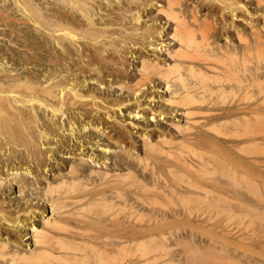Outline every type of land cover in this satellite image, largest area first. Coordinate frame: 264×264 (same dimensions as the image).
Here are the masks:
<instances>
[{
  "label": "bare ground",
  "instance_id": "obj_1",
  "mask_svg": "<svg viewBox=\"0 0 264 264\" xmlns=\"http://www.w3.org/2000/svg\"><path fill=\"white\" fill-rule=\"evenodd\" d=\"M67 1H66V3H67ZM93 1L94 0H82L80 2L82 4H85V5H83V9L85 8L88 11L87 12L84 9L88 13V14H85V11L83 9L80 10L82 12L84 11V14H85V16L83 15V18L85 17V20L82 18V20H84L83 22H81V20L79 19L81 22L80 24L84 23V24H82V26L84 25L83 27L79 28V27H77L78 24L74 23L75 28L73 29L72 25H71L72 29H70L69 27H70V24L72 22L67 23L64 21L65 23H67V26L69 25L68 30L64 28L65 32L70 31L69 32L70 35H69V33L67 34V35H69L68 39L70 38V42H69L70 44L69 45H71V48L75 54L81 55V60H77V61H76V59H74L75 58L74 56H72V58L70 57L72 59L71 62H73L75 64V68L73 67L74 64L72 66L73 69H71V67H70V69H71L69 72L70 76L68 78L69 81L66 82L67 84L64 81H62L61 79H63V77H64V80H65L66 74H68V73H66V74L64 73L65 76H63V74H62L63 77H61V79L59 78L60 80H58V79H55V80L52 79L51 80V78H50V80L48 79L49 81L46 82L45 85L43 84L41 87L42 94H44L45 97H47V99L45 98L46 100L44 99V97H43V99L40 98V96L38 98L37 95H39V94H37L35 96L36 93H34L31 90H26L25 87H24L25 89H23V86L27 83H25V84L23 83V86H22V85H20V84H22L21 83L22 81H20V80H18V82L20 81L19 86H17L18 88H16V87H15V89L10 88L11 90H9V88H8V90H7L6 89L7 87L5 88V86H7V85H5L3 87L4 90L0 89V110L1 111L5 110V111L4 112L0 111V113H1V115H2V113H6L8 108H10L9 102L12 106H14L16 103H21V104L26 103L24 105V106H26L29 103H30V105H32L31 102H33V101L34 102L38 101L39 104L43 105L45 108L46 107L50 108L55 113L56 112L58 113L59 111L61 113H65V112H63L64 110H70L71 115L69 116L68 127H66L68 132L71 135H76L77 133L81 132L80 134H78V137L76 135V137L78 139V138H81L83 136V134H85L84 132L88 133L91 131V130H87V128H90V129L93 128L92 133H90V135H89V136H91V134L94 135L93 137H90V138H93L92 139L93 141H90V139L87 141L91 142L90 144L92 145V147L93 146L96 147L95 149H97V150L99 149V151L100 150L103 151V153H105L106 155L102 156V154H101L102 152L98 153V151L97 152L94 151V152L89 153L87 150L85 152L86 147H84V144H83L84 142L81 143V145L80 144L77 145V148H76V146H75V148L73 146H72L73 148H71V147L68 148L70 150V152L73 149L76 150L79 148V150H80L79 154H82V155L84 154V155H87V157H88V158H86L87 159L85 161L86 163L82 162L80 160H79L80 162H78L76 165L71 163L69 166V169L67 171L68 176H66L67 173L65 175V174H63L64 172L63 173L61 172L63 175L57 174V175H59L58 176L59 182L57 180V182L56 181L54 182L56 184H52L51 183L52 181H51L50 183H48L47 185H44V187H41L40 189H38L39 188L38 186L32 187L34 183L31 184V183H27L29 181H27V182L25 181V183H26V185H25V184H23L24 183L23 178L18 179L16 177V175L12 176L11 174L14 175V173H17V171L15 172L17 167L15 170L13 169L14 171L10 170L9 168H8L9 172H8V170L5 171L6 176L9 174L13 177V179L17 178L18 182L23 180L22 181L23 183H19L20 184L19 185V191L22 192V194L25 193L26 198H27V195H29L30 197L25 199V201H21L20 199L16 200V199H13L11 197H9V199H7V200L5 199L7 197L0 198V264H41V263H44V264H90L88 261L93 260V259H91V257L93 258V256L95 257V259H94L95 264H102L104 261V255L106 256V253L111 255L112 258H110V259L112 260V264H118L119 262L117 263V260H118V255H119L118 253L120 252L119 249H121L122 247H125V246L130 247V245H134V243H135L134 235H137V236L138 235L141 236V235H145V234L148 235L150 232H153V230L160 228L159 226L161 223L159 224L158 227L156 226L157 228L155 226L152 228V225L146 226L147 224L145 225V227H141V226L140 227H138V226L134 227L132 225L130 227V225H129L130 228L126 226L128 229V230H126V232L129 231L128 233L130 234V236L127 233L128 237L125 236L127 238L126 240L120 239L121 230H119V233H120L119 235L117 233L112 234V235H115V236H113L114 238H112V235H111L112 240H110L111 239L110 238L107 241V240H105V238L101 239L100 237H102V236L98 237L102 233L100 230H103L105 228L101 227V224H100L101 222L99 221L100 216L98 215V213H96V215H95V214H91V212H89L90 210H88V209L90 206H92L94 208H95L94 205H96V208H97V205H102V206L106 205V207H108V206L111 207L114 205H118L119 203L122 204V202H123L122 205L124 206V202L126 204L128 202L131 203L133 198L136 201L137 197H134V196L138 195V194L135 193V195H134V193H131V192H133L132 191L133 188H132V190H130L131 189V187H129L130 182L127 180V178H129V177L134 178L135 180L138 181V182H136V184L138 183L140 190H145V191L148 190V188L150 186L145 184V183H142V181L139 180L138 177H136L133 174V171H135L137 168L136 167L137 162H139V163L143 162L145 168L149 167L148 165L151 164L150 168H152L153 171H152V173H148V174H152V177H154V180H156L154 182L159 183V184H156V183L152 184V187L155 190L157 188V191L159 190V192H158L159 195L162 194L163 196H165L167 198H168L169 193H168V191H166V189H165L166 187L164 188V185L167 186V184H166L167 179L164 176L165 172L169 176H174L175 180H176L177 175L179 176V174L181 172H183L184 170L187 171L189 169L187 171L188 173L192 172V174H198L199 171L202 170L203 167H206V166L211 167V165L213 164V162L211 164L212 158L207 159V157H206V159H205L203 156H202L203 158L201 157L202 159L201 158H198V159L195 158L196 155L199 156L198 153L200 152V151L197 152V149L200 150L202 147H205V148L209 147V148L214 149V148H216L215 146L218 145L221 148V150L219 148V151L222 152V146H224L222 144L226 145V143L221 144L222 140L220 142V140H219L220 138L218 137V139H217L215 137V135H210V133L207 134V133L199 132L201 129L198 127L200 129L198 131L196 129V126H197L196 124L200 123L199 122L200 119H202V120L204 119L203 120L204 124L203 123L202 124L206 125L205 127H207L209 125L212 126L215 123L217 125L220 122L224 124L227 122H235V123H237V122L244 123L245 122V123H248L250 121L251 122H253V121H264V108L262 107V106H264V94H263L264 93V67H263L264 65L262 64L263 65L262 68H261V66L260 67L258 66L254 69L252 67H250L253 70L252 69L248 70L249 68H247L248 66L246 63V61L248 60V58H246L248 53L246 51L250 52L248 50L249 49L248 47H251L252 43L250 45L248 44L249 46L246 44L249 42V41L247 42V38H249V37L247 36V38H245L246 36H245V34L242 35V31H241V34L238 32V30L236 31V32H238L237 37H239V36L242 37V38H239V40H243V41L245 38L246 42L245 41L244 42H245L246 46H245V44L243 46H238L236 44L237 45L236 46V45H233L231 43H227L228 40H226V43H223V44L220 42H216V41L214 42L216 34L219 35V32L217 31V30H219V29H217L218 27L216 28V31H215L218 33L214 34L213 30L215 28L213 26L214 24H212L213 20H209L211 13L217 14L214 12L215 11V9H214L215 6H213L214 4H210V3H204L203 4L204 1L198 2V6H200L201 9L203 8L204 5H205L204 9L206 8V5L209 6L206 8L208 11V13H207L208 15L200 13L199 11H201V10L198 9L197 5H195V4L193 6H189L187 10L185 9L186 8L185 7L184 8L185 11H188V13H189V14H187V16H188L187 17V16H184L183 12L178 11L179 7H178V10H176L177 8H175L176 4H178L180 2L179 0H163L164 1L163 3H159V1H157L158 3L157 2L154 3L157 6V8H156L157 13L162 14L166 18V21H169V24H170V21L173 22L171 27H170V25L168 27H165L166 25L164 26L162 24L160 28H154V26H156L155 24L153 25L152 23L151 24L146 23L145 25H143L142 28H140V26L142 24H140L139 22H141V18L143 16V14L140 13V14L135 15L133 12L134 15L131 14L134 16L133 22L135 23V26L138 25L137 23H139L140 26L139 27L137 26V28H135V26L133 25L134 23L132 22L133 23L132 25L134 27L133 28L131 27L132 29H130V27L126 26L127 25V22H126V25H125V27L127 28V30H126V28H123L121 26L124 23V22H122V17L120 16L121 14H123V13H121L123 7L121 9L120 15H119V11H117V10L114 14H112L111 11H108V10H107V12L103 13L104 10L101 9L102 12H100L101 10L97 7H96L97 10L95 12L94 9H92V7L94 8V2ZM101 1L103 2V0H101ZM214 1H217L218 5H220V6H218V8L220 7L219 9L221 10V14L223 16L225 15V13L230 12L233 15V17H231L233 19H235V17H238V14H236L237 11H242V10L248 11L246 3H243L240 0H214ZM257 1L260 3L262 0L261 1L257 0ZM61 2H62V0H61ZM153 2H154V0H153ZM210 2H212V1L210 0ZM107 3H108V1H107ZM109 3H110V1H109ZM123 3L121 6H123ZM143 3L145 4V6L149 4L148 1L147 2L144 1ZM214 3L216 4V2H214ZM76 4H78V3H76ZM95 4H96V2H95ZM126 4H127V2H126ZM151 4L153 5V3L151 2L149 4V7H151L150 6ZM134 5H136V4H134ZM141 5H142V3H141ZM141 5H140V7H141ZM178 5H180V3ZM181 5H180L181 7H184L185 3L183 6V4L181 2ZM72 6H74V5H72ZM131 6H130V8H131ZM76 7L77 6H75V8ZM79 8H80V6H79ZM125 10H126V8H125ZM129 10H131V9H129ZM182 10L183 9H181V11ZM220 10H218V11L220 12ZM49 11H51V10H49ZM91 11H93L94 13H92ZM134 11H136V10H134ZM89 12H91V14H89ZM138 12H140V10ZM138 12H135V13H138ZM180 13H183V15ZM250 13H251V9H250ZM256 13H257V11H256ZM95 14H97V15L99 14L98 17ZM124 14H126V13H124ZM160 14L158 15V17L160 16V18H162ZM111 15L115 19L117 18L118 20H119L118 17H121L120 22H122V23H120L119 21L116 22L115 20L112 21V19H114L112 17L110 18L111 19L110 20L108 18V16L110 17ZM42 16H43V14H42ZM46 16H48V15H46ZM94 16L97 18L94 19ZM208 16H209V18H207ZM225 16H227V15H225ZM43 17H45V16H43ZM105 17H106V19H105ZM158 17H157V19H158ZM211 17H213V16H211ZM42 19H41V21H43ZM48 19H49V17H48ZM48 19L44 18V20H46L45 21L46 23H47ZM51 20H52V18H51ZM77 20L78 19H76V22L78 23L79 20L78 21ZM52 21L55 22L54 20H52ZM52 21H51V23H52ZM123 21H125V20H123ZM166 21H165V23H166ZM48 23H49V21H48ZM50 24H49V26H50ZM53 24L55 25V23H53ZM253 24L250 27H251V29H253V31L255 33V34L254 33L253 34L256 35L255 40L257 41L256 42L254 40L257 43L256 44L254 42V45L256 48H261L264 45L263 44L264 43V37H263L264 34L261 33L263 31H261V32L259 31L260 30L259 28H261V27H259V26L257 27L256 24H254V25ZM54 25H53V27H54ZM100 25H101V27H100ZM232 25L235 26L234 24L231 23V26ZM106 26H109L111 28V30H108V29L106 30L103 28L104 31L101 32L100 31L101 28L106 27ZM226 26L228 27V25H226ZM221 27L222 26L219 27L220 32L223 31L222 29H224V28H225L224 31L226 30V27H224V28L223 27L221 28ZM238 27H239V25H238ZM46 28L48 29L47 26H46ZM55 28H54V30L52 29L53 32L55 31ZM61 28H63V27L60 26V29ZM128 28L130 30H128ZM96 29H97V31H96ZM243 29L245 30V28H243ZM49 30H51V29H49ZM93 30H95L97 33L98 32H101V33L100 34L98 33V35L95 33L96 35H93V32H92ZM131 30L136 31L135 35H138V39H141V40H135V41L132 40L133 41L132 44L137 46L136 44L140 43L143 40V42L141 43V46L151 50L152 54L154 56L153 58H148V59L144 58L142 55L139 56L141 58H140L139 66H136V67H139L138 70L136 71L137 75L136 74L133 75L130 72H127L128 67H125L127 65H124L127 61L124 64H123V62L121 63V61H120V63L123 64L125 68H122V67L118 68L119 67V65H118V67H117L118 69L116 68L117 70L116 71L114 70L115 73L117 74V75L115 74L116 77L123 75L125 78L131 79V81H129L128 84H127V82L115 81V83H117V84H114V85L118 89H120L121 87H125L126 90H128V89L133 90L132 93H131V91L129 93H131L132 95H135V97H133V99H132V97H129V98H122V97L111 98L108 96V94H107L108 92L105 95H101V94L98 95L97 93H95V91H94V93H92L90 91L91 90L90 80L94 79V77H90V76L85 77L84 76V78L81 79V77H80L81 72L85 73V75H86L87 72L90 74H93L92 72L94 71L96 73V77H99V78H101V76L104 77L105 74L110 75L114 72L107 70L108 74H107V72L105 73V67H107V66H105L106 64L104 65L105 67L103 66L104 68H102V69L91 68L90 66L93 62H90L89 59L92 58L94 55L90 54V53H92L93 51H98V50H99L98 52L101 51L103 53L105 51V49L108 50L109 47H107V45L109 43L110 44L113 42L115 43V41H116V43H118V47L121 45H122V47L125 46L126 43H129V41H126L128 39L123 40L122 36H124L123 35L124 33H126V34L131 33L132 32ZM59 31H61L60 33L64 36L65 32L63 31V33H62V30H59ZM122 31H124V33H121ZM245 32H246V30H245ZM132 33L134 34V32H132ZM55 34L56 33L54 32V34H52L51 36H53V35L55 36ZM59 34H57V35H59ZM254 35H252V36L254 37ZM126 37H130V36L126 35L125 38ZM132 37L133 36H131L130 38H132ZM253 37H252V39H253ZM56 39H58V38L56 37ZM66 39H67V37H66ZM68 39H67V41H68ZM118 40L120 42H122L121 45H119ZM129 40H131V39H129ZM167 40H169V41H167ZM248 40H250V39H248ZM243 41H241V42H243ZM62 43H64V42H62ZM57 44H59V43H57ZM110 44H109V46H110ZM242 44L243 43H241V45ZM51 45H53V44H51ZM59 45L61 46V44H59ZM63 45H65V44H63ZM63 45H62V47H63ZM128 45H130V43ZM131 45L127 46V47H132ZM111 47H112V45H111ZM252 47H254V46H252ZM252 47H251V49H252ZM255 47H254V49H255ZM43 48H44V46H43ZM65 48L67 49V47H65ZM93 48L94 49L96 48V50L89 52V50H92ZM115 48H117V47H115ZM262 49H264V47L261 48L260 50H262ZM240 50H241V53H238ZM258 51L259 50H257V52ZM68 52H70V51H68ZM127 52H128V48H127ZM245 53H247V55ZM70 54H73V53L71 52ZM240 54H241V56H240ZM90 55H93V56L90 57ZM237 55L240 56L241 59H239V57H236ZM235 58H238V59H235ZM58 60H59V58L56 61H58ZM63 60H65V57ZM237 60H239V61H237ZM67 61L68 60H66V62ZM46 62H47V60H46ZM78 62L83 65V66L80 65L81 68L76 67V64ZM60 64H61V62H60ZM115 64L117 65V63H115ZM62 65H60V66H62ZM248 65H249V62H248ZM257 65H258V63H257ZM49 66H51V65L49 64ZM84 66L85 67L87 66V67L85 68ZM251 66H253V65H251ZM52 68H54V67H52ZM82 68H84V69H82ZM11 71H9V73ZM16 75H18V74H16ZM57 75L58 74H56L55 76H57ZM4 76H3V78H5ZM10 76H12V78H13L12 74ZM10 76H9V80L11 78ZM21 76H22V74H21ZM53 76L54 75L52 74L51 77H53ZM55 76H54V78H56ZM115 76H113V77L115 78ZM7 77H6V79H8ZM58 77H59V75H58ZM15 78H16V76H15ZM15 78H13V79H15ZM13 79H12V84L15 82L17 83V81H16L17 79H15L14 82H13ZM124 80L125 79L123 78V81ZM23 81H26V80H23ZM156 81H157V88H161V85H163L162 88H165L164 93L167 94V92H169V96L167 98H165L168 94L165 96L162 92L163 90L160 91L158 89L165 96L164 100L161 101V103H159L157 98L159 97V99H161L160 96H163V95H160L156 98L157 95L155 94L156 95L155 96L153 94V92H151L154 89L149 90L150 93L147 91L149 89L150 84H153V87L154 86L156 87ZM101 82L102 81L100 80V83ZM130 82H131V84H129ZM0 84H4V83H0ZM103 85H104V83H103ZM12 86H15V85H12ZM253 86H257L259 88V89L257 88V90H259L258 92H263V93H261V94H263V98L259 99V101H257L256 103L251 104V103H249L251 101H247L246 99L248 97H250L249 95L251 94V91H257V90H254V88L256 89V87H254L253 90L250 91L251 87H253ZM0 87L2 88V86H0ZM9 87H11V85ZM28 87H30V86H28ZM20 88H22V90ZM6 91H8V92H6ZM159 91H158V93H159ZM165 91H167V92H165ZM239 93H240V95H239ZM96 94H97V96H96ZM159 94H161V93H159ZM237 94L239 97L236 96ZM129 96H130V94H129ZM234 97H235V99H234ZM236 97H237V99H236ZM255 97H256V95H255ZM49 101H51L52 103H50ZM3 102L6 104V106H5L6 109H4V107L3 108L1 107V106H3L2 105ZM27 102H28V104H27ZM55 103L57 104V106ZM202 103H205V105L204 104L202 105ZM52 104H54V105H52ZM216 104L219 105V106H217V108L214 106ZM7 106H8V108H7ZM15 106H17V105H15ZM17 107H19V106H17ZM17 107H14L15 110L13 109V107L11 108L13 110V112L14 111L16 112V109H18ZM124 108L126 111H128L127 113H128L129 118H131V119L136 118V120L140 119V121L144 122L142 125H139V127H138V128H140V127L142 128V132H140L141 134L139 133V136H141V138H138L137 136L134 137V135H133L138 131H136V132L132 131L131 132V130L127 129L126 119L118 118L119 113L122 114ZM132 108H134V110H131ZM11 109L8 111H11ZM20 110H17V113H19V115L21 117L20 118L18 116V118L20 120H23L25 122L27 120V122L29 124H30V122H33L35 125H36L35 122L37 120L38 121L40 120V119H36L35 122L34 121L29 122L28 118L24 114V111L21 110L23 112V113H21V112H19ZM34 110H35V108H34ZM25 111H27V110H25ZM29 113H28V115H29ZM68 113H69V111H68ZM32 114H31V118H32ZM36 114H38V113H36ZM52 114H51V116L50 115L49 116L52 117ZM1 115H0V118H1ZM63 115H65V114H63ZM177 115H179L180 118ZM14 116L16 117V113L13 114V117ZM171 116L174 119L173 121L171 120L172 122H169L167 125H164L162 123L164 126L160 123L161 122L160 120H164V119H166V117H167V119L169 117L171 118ZM176 116H177V118H176ZM5 117H6V115H5ZM8 117H6V120ZM66 117H64V118H66ZM11 118H10V120H12ZM36 118H38V117H36ZM41 118H43V117H41ZM77 118L83 119V120H81V122L78 121V122H80V125H77V123H76ZM181 118L183 120H185L184 123H181V120H180ZM16 119H15V121H17ZM175 119H176V121H175ZM2 120L0 119V121H2ZM6 120H5V122H6ZM20 120H18V122H20ZM41 120L43 122V119H41ZM91 120H93L94 122ZM15 121L13 120V124ZM42 122H41V124H42ZM64 122H66V121H64ZM110 122L112 124H111V126L109 125L108 127H110L109 132H112V134H110L109 132L107 133V131H105V128H108V127L104 126L106 123H110ZM151 122H154L155 126L151 127ZM254 123H256V122H254ZM259 123H262V122H259ZM34 124H32V125L34 126ZM101 124H104V125L100 126ZM130 124H131V121H130ZM138 124H139V122H138ZM232 124H234V123H232ZM56 125L58 126L59 124H55L53 121L51 122L49 120L47 122L45 121L44 124H42V129L36 130L37 135L40 137V138L39 137L38 138L41 140V141H39L40 146H41L40 149L43 148L42 146L45 144V142H46V144L49 143V145H50L49 140L53 139L55 137V135H57L56 130L58 131L59 127H57ZM90 125H94V126L88 127ZM36 126H34V127H36ZM245 126H243V127H245ZM17 127H19V126H17ZM62 128H64V127H62ZM0 129H1V125H0ZM15 129H17V128H15ZM23 130H26V129H22V131ZM244 130H243V133H245ZM8 131H10V130H8ZM22 131H20V132H22ZM33 131L35 132V128H34V130H32V132H29V133H33ZM94 131H95V133H94ZM206 131H204V132H206ZM9 134L12 136L11 132H9ZM14 134L15 133H13V138H14ZM241 134L242 133H240V135ZM23 135H25V134H23ZM99 135L101 138H97V137H99ZM105 135H108L110 140H111V138H114V136L119 137V139H120V137H121V139H128V142L130 140H132V142L130 141L131 145H132L131 147L132 148L134 147V149H137V150H141V151L143 150L144 155L141 156L138 151L133 152L132 150L130 151L129 147H128V149H126L127 147H125V148H123L122 152H125L124 154H126V155H124V154L122 155L121 152H120V154H118L119 151H117V153L115 154V155H117V160L115 163H113L115 167H111L113 165L110 164L111 162H109V163L107 162L108 161L107 159L109 158V157H107L108 156L107 154H109L110 152H113V151H111L113 149L110 146L111 144H108V143L103 144L101 142L102 136L105 137ZM136 135H137V133H136ZM1 136H4V135H1ZM6 136H7V134H6ZM6 136H5V138H6ZM254 136H256V134ZM58 137H59V134H58ZM58 137L56 136V139H55L56 141H58ZM62 137H63V135H62ZM88 137H86V138H88ZM104 137H103V140L106 139ZM5 138H3V139H5ZM11 138H9V139H11ZM81 139H80V141H81ZM115 139H116V141L114 139H112V140L115 142H117L119 140V139L117 140V138H115ZM11 140H13V139H11ZM14 140H16V139L14 138ZM55 140H53V142H55ZM110 140L108 142H110ZM250 140H252V139H250ZM37 141L38 140H36V143H37ZM63 141H65V140L62 139V142ZM119 141H118V143H121ZM245 141H247V140H245ZM8 142H10V141H8ZM39 142H38V145H39ZM105 142H107V139H106V141H104V143ZM243 142H244V140H243ZM251 142H253V141H251ZM118 143H116V144H118ZM253 143L257 144L256 141ZM68 144H70V143H67V144L65 143V145H67V146H68ZM1 145H0V147H3ZM4 145H5V143H4ZM9 145H10V143H9ZM16 145L18 146V144H16ZM88 145H89V143H88ZM129 145H130V143H129ZM220 145H222V146H220ZM240 145L242 146V144H240ZM52 146H49L48 148H54L55 147V145H54V147H52ZM184 146H186V147L189 146V149L193 147L191 150H192V154L194 156H192V154L189 156V154H186V153H185L186 154L185 155L183 153V150H184L183 147ZM81 147H83V148H81ZM146 147L149 148V151L150 150L151 151L149 152L148 149H146ZM244 147H245V145H244ZM44 148H45V146H44ZM48 148H47V150H49ZM57 148H59V147H57ZM116 148H114V149H116ZM226 148H228V147H226ZM124 149H125V151H124ZM230 149L231 148L226 149L227 151L225 150V152H229L228 150H230ZM238 149H239L238 151H240L239 146H238ZM204 150H206V149H204ZM215 150H218V148ZM215 150H212V151H215ZM244 150H245V148H244ZM244 150H243V153H244ZM31 151H32V149H31ZM43 151H45V150H43ZM153 151L154 152L156 151L155 153L158 154V155H156V159L154 158L153 155H151V152L154 153ZM187 151L190 152L189 150H187ZM209 151H210V149H209ZM172 152L173 153L177 152L178 155H176V153H175V155H173ZM27 153H29V152H27ZM45 153H47V152H45ZM74 153H75V151H74ZM162 153L163 154L165 153V154L163 155ZM214 153H211V155H209L210 153H208V155L212 156V154H214ZM32 155H34V153L31 154V157H33ZM201 155H202V153H201ZM109 156H110V154H109ZM198 156H196V157H198ZM8 157H9V155H8ZM217 157H219V156H217ZM27 158L29 159V157H27ZM27 158H26V160H27ZM151 158H154V161L152 162L153 164L149 163ZM199 159H201V160H199ZM214 159H216V158H213L212 160H214ZM135 160H137L136 163H135ZM90 162H94V163H96V165H97V163H100L101 168H102L103 163L107 164L109 167L107 166L108 168H105V169H103V168L102 169L101 168H99V169L95 168L94 169L93 167L92 168L89 167L91 165ZM219 162H220V160H219ZM41 163H39V164H41ZM215 163L216 162L214 160V164ZM12 164H13V162H12ZM42 164H44V163H42ZM155 166L157 167V169L160 167L161 171L160 170H158V171L154 170L153 168H155ZM212 167H213V165H212ZM88 168H89V170H87ZM24 169H27V172H28L27 167H25ZM210 169H212V168H210ZM143 170L146 171L145 169H143ZM204 170H205V168H204ZM150 171H151V169H150ZM189 171H191V172H189ZM186 173H185V176H186ZM205 173H207V172H205ZM137 174H138V172H137ZM140 175H142L143 177L146 178L147 172L145 173V175L142 174V172H141ZM180 175L185 177L183 174H180ZM188 176L190 177L191 175H188ZM143 177H142V179L145 180ZM152 177H149L150 181L152 180ZM190 178H192V177H190ZM163 179L165 180L164 182L161 181ZM182 179H184V178H182ZM208 179H209V177H208ZM147 180H148V178H146V181ZM168 180H169V178H168ZM130 181H133V179H131ZM177 181H179V180H177ZM181 181H179V182L181 183ZM192 181H194V180H192ZM133 182H131L130 185L134 184ZM186 182L190 186H193L192 187L193 189L194 188L196 189L199 187V185L197 186V184L196 183L194 184V182H189V181L185 180V183ZM2 183H3V181H2ZM162 183H164V184L162 185ZM172 184H173V182H172ZM168 185H169V183H168ZM59 187H62L61 190L58 189ZM133 187H134V185H133ZM175 187H177V186H175ZM173 188L171 191H173ZM210 188H213V186L209 187V185H208L207 187L206 186L201 187L199 189H202L203 192H199V193H197V195H195L196 193H194V192H196L197 190L195 191L189 187L191 192L193 190L194 196H196V198H199V199H204V198L210 199L212 197V195L210 194L211 193ZM135 189H137L136 186H135ZM129 190L131 191L130 193H129ZM174 190H175V188H174ZM179 190H180V188H179ZM185 190H187V189H185ZM145 191H144V193H145ZM54 192H57V193L54 194ZM174 192L172 195L175 194V196H176L177 194ZM191 192H190V195H191ZM144 193H143V196H144ZM148 193H150L149 190H148ZM151 193H153V192H151ZM167 193H168V195H167ZM181 194H179V196H180L179 198H182V199H187V197L189 196V194H188V196H186L185 194L182 196ZM3 195H4V193H3ZM209 195H211V197ZM163 196H161V198H165ZM37 197H40V199L37 200L38 201L37 203L36 202L33 203L34 199H36ZM42 197L44 198L45 201L41 199ZM146 197L149 198L150 196H146ZM177 197H178V195H177ZM189 197L191 198L192 196H189ZM214 197H212V198H214ZM138 198H140V196H138ZM150 198H152V197H150ZM169 198H170V196H169ZM153 199H157V198H153ZM192 199H193V197H192ZM40 201H43V202L48 201L50 203L49 204L50 211H51L50 215L45 214L44 209L41 210L40 207H43L42 204H44V203L41 202V205H42L41 206ZM135 201H133V203ZM87 207H88V209L86 210ZM131 207H133V205ZM104 208H105V206H104ZM104 208H102V210ZM119 208H120V206L118 207V209ZM116 209H117V207H116ZM95 210H97V209H95ZM86 211H88L89 214H88V212L86 213ZM91 211L93 212L94 210H91ZM103 211H102V213H104ZM105 211H107V210H105ZM109 212H111V211H109ZM131 213H133V212H131ZM115 214H116V212H115ZM110 217H111V215H110ZM130 217H132V216H130ZM112 218L114 219V217H112ZM103 219H104V216H103ZM113 219H111V220H113ZM101 220H102V218H101ZM115 220H116V218H115ZM113 224H114V220L112 222V225ZM128 224H129V222H128ZM107 225H108L107 223H106V225L104 224V227H106ZM109 225L111 226V223ZM142 226H143V224H142ZM94 227H98V228L95 229ZM93 228L95 230L98 229L97 232H99V233L101 232L100 234L98 233V236L93 235L95 238H92V236L89 235L91 233L90 231L91 230L93 231ZM160 229H162V228H160ZM113 232H116V230H113ZM109 233L111 234V232H109ZM122 236L124 237V235H122ZM89 259H91V260H89Z\"/></svg>",
  "mask_w": 264,
  "mask_h": 264
},
{
  "label": "rangeland",
  "instance_id": "obj_2",
  "mask_svg": "<svg viewBox=\"0 0 264 264\" xmlns=\"http://www.w3.org/2000/svg\"><path fill=\"white\" fill-rule=\"evenodd\" d=\"M66 1L67 0H62V2H61V0H58V1L57 0H0V64H1L0 65V69L2 70V71L0 70V72H1L0 73V83H4V84H0V86H2V88L5 85H7V86H5V88L7 87L6 88L7 90H8V88H9V90L15 89V87L18 88L17 86H19V84H20L19 82L22 81L21 82L22 84H20L22 86H23V83L24 84L27 83V84H25L23 86V89L26 88V90L33 91L34 93H36L35 96L37 94H39V95H37L38 98L40 96V98H42V99H43V97H44V99L45 98L47 99V97H45V95L42 94L41 87H42L43 84L45 85L46 82H48L50 80V78H51V80L52 79L53 80H55V79L60 80L61 77L65 76L64 73L65 74L68 73V74H66V78H65L66 81L64 80V77L61 80L64 81L65 83L67 81H69V79H68L69 76H70L69 72H70L71 69H73V67L75 68V64L73 62H71L72 61L71 58H72V56H74L75 57L74 59H76V61L77 60H81V55L80 54L77 55V54H75L73 52V50L71 48V45H69L70 44L69 43L70 42V38L68 39V37L70 35V33H69L70 31L69 32H65V29H67V30L69 28L70 29H72V28L74 29L75 28L74 27V23L78 24V26L77 25L76 26L79 27V28L83 27L84 25L82 26V24H84V23H82V24H80V23L85 20V17L83 18V15L85 16V14H88L87 13L88 11L85 8L84 9L87 12L83 9V5H85V4L80 3L82 0H80V1L79 0H75V1L74 0H68L67 3H66ZM107 1H108V3H107ZM109 1H110L111 4L109 3ZM138 1L139 0H134V1L133 0H112V1L111 0H103V2H102L101 0H94L93 1L94 2V8L92 7V9H94L95 12H96L97 8H99L100 10L101 9L104 10L103 13L107 12V10L111 11L112 14H114L116 12V10L119 11V15L121 13H123V14L120 15L122 17V22H124L123 25H121L123 28H126L125 25H126V22H127L126 26H128V27H130V29H132L135 26V23L133 22L134 21V16L133 15L134 14L137 15V14H140V13L143 14V16L141 15L142 16L141 22H139L142 25L140 26L139 23H137L138 25H136L135 28H137V26L138 27L140 26V28H142L143 25H145L146 23L147 24L148 23L149 24L152 23L153 25L155 24L156 26H154V28H160L162 24L164 26L166 25L165 27H168L169 25L171 27L173 22L170 21V24H169V21H166V18L162 14L157 13V9H156L157 6H156V4H154L157 1H159V3H163L164 2L163 0H154V2H153V0H140L139 2ZM144 1L145 2L148 1L149 4L152 2L154 6L152 4L150 5L152 8L149 7V4L145 6V4L143 3ZM179 1H180L179 2L180 5H181V2H182L183 6H184V3H185V6L181 7L182 5L181 6L178 5L179 4L178 3V4H176L177 7L175 6V8H177L176 10H178V7H179L178 11L179 12H183L184 16H187V14H189L188 11H185V9L187 10L189 6H193L194 4L197 5L198 9L201 10V11H199L200 13L208 15L207 14L208 11H207L206 8L209 7V6L206 5V8L204 9V6H205L204 5L203 8L201 9L200 6H198V2L199 1L200 2L204 1L203 4L204 3L214 4L213 5V6H215V8H214L215 11L214 12L217 13L218 15L214 14V13L212 14L210 12L211 13L210 14V18H209V16L207 17V18H209V20H213L212 24H214L213 26L215 28V29L213 28L214 29L213 30L214 34L219 32V35L216 34L217 37L215 36V39L213 38L214 42L216 41V42H220V43L223 44V43H226V40H228L227 43H231L233 45L237 44L238 46H243L245 44V42H246L245 38H247V36H248L249 38H247V42L248 41L249 42L246 43V44L250 45L252 43L251 45L255 47L254 42L256 41L255 40L256 35H254L255 34L254 31L250 27L253 23L256 24L257 27L258 26L261 27V28H259L260 29L259 31L260 32L263 31L261 33L264 34V0H262V1L260 0L261 1L260 3L257 0H240L243 3H246L248 11H243V10L242 11H237L236 14H238V17L234 16L235 19L231 18V17H233V15L230 12H229L230 14L229 13H225V15H227V16L224 15L225 16L224 17L221 14V10L219 9L220 7L218 8V6H220V5H218V2L214 1V0H211L212 2H210V0H206V1L205 0H179ZM95 2H96V4H95ZM126 2H127V4H126ZM214 2H216V4ZM76 3H78V4H76ZM122 3H123V6H121ZM141 3H142L143 6L141 5ZM134 4H136V5H134ZM72 5H74V6H72ZM140 5H141L142 8L140 7ZM75 6H77L78 8L77 7L75 8ZM79 6H80V8H79ZM130 6H131V8H130ZM122 7H123V9H122ZM125 8H126V10H125ZM81 9H83L85 11V14H84V11L83 12L80 11ZM121 9H122V12H121ZM129 9H131V10H129ZM181 9H183V10L181 11ZM250 9H251V13H250ZM49 10H51V11H49ZM102 10L100 12H102ZM134 10H136V11H134ZM139 10H140V12H138ZM218 10H220V12ZM256 11H257V13H256ZM91 12L94 13L93 11H91ZM91 12H89V14H91ZM133 12H134V14H133ZM135 12H138V13H135ZM124 13H126V14H124ZM183 13H180V14L183 15ZM42 14L45 17H43ZM131 14H133V15H131ZM159 14L161 15V17L163 19L160 18V16L158 17ZM46 15H48V16H46ZM95 15L98 17L99 14L98 15L95 14ZM211 16H213V17H211ZM48 17H49V19H48ZM97 17L94 16V19H96ZM111 17L114 18L112 15L110 17L108 16L109 19ZM121 17H118L119 20L117 18L116 19L114 18V19H112V21L115 20L116 22L117 21L120 22L121 21V19H120ZM157 17H158V19H157ZM44 18L48 19L47 23L45 22L46 20H44ZM51 18L55 22H53L51 20ZM82 18L84 20H82ZM41 19L46 24L43 21H41ZM76 19H78V20L80 19L81 22L79 20V22L77 23ZM105 19H106V17H105ZM123 20H125V21H123ZM48 21H49V23H48ZM51 21H52V23H51ZM64 21L67 22V23L72 22L70 24V27H69V25L67 26V23H65ZM165 21H166V23H165ZM122 22H120V23H122ZM230 22L232 24H234L235 26H233V25L231 26ZM53 23H55V25L56 24L57 25L55 26ZM49 24H50V26H49ZM225 24L228 25V27ZM53 25H54V27H53ZM71 25H72V28H71ZM238 25H239V27H238ZM46 26L48 27V29L46 28ZM60 26L63 27V28L60 29ZM220 26H222L223 28L226 27L227 31L226 30L224 31V29H225L224 28V29H222L223 31L220 32L219 31L220 30V28H219ZM241 26L243 28H245V30H246V32L248 34L245 32V30ZM100 27H101V25H100ZM106 27H102L100 31L101 32L104 31L103 28L106 29V30L107 29L111 30V28L109 26H106ZM54 28H55L54 32L56 34H55V36L54 35L51 36L52 34H54V32H53ZM216 28L219 29V30H217L218 32H215ZM49 29H51V30H49ZM130 29L128 28V30H130ZM59 30H62V33H63V31L65 32L64 36L60 33L61 31H59ZM126 30H127V28H126ZM237 30H238V32L240 34H241V31H242V35L245 34V36H246V37L244 36L245 37L244 38L245 42L243 40H239V38H242V37H240V36L237 37V33H238V32H236ZM96 31H97V29H96ZM96 31L95 30L92 31L93 35H96V34L98 35V33L99 34L101 33V32L97 33ZM132 32H134V34ZM132 32H131L132 34L131 33L126 34V33H124V31L121 32V33H124L123 34L124 36H122L123 40L128 39L126 41H129L130 45L133 43L132 40H134V41L135 40H141V39H138V35H135L136 31H132ZM68 33H69V35H67ZM57 34H59V35H57ZM125 34L127 36H130V37L133 36L132 37L133 39L130 38V37H126L125 38V36H126ZM252 35H254V37ZM56 37L58 39H56ZM66 37H67L68 41H67ZM252 37H253V39H252ZM263 37H264V35H263ZM129 39H131V40H129ZM248 39H250V40H248ZM167 41H169V40H167ZM241 41H243V42H241ZM62 42H64V43H62ZM142 42H143V40L140 43L136 44L137 46L132 44L131 45L132 47H127V46H130V45H128L129 43H126V45L122 47V45H121L122 42L119 41V45H121V46L118 47V43H116V41H115V43L114 42L111 43V44L109 43L110 46H109V44L107 45V47H109L108 50L105 49V51L103 53L101 51L98 52L99 50L98 51H93V50H96V48L95 49L93 48L92 50H89V52L93 51L90 54L94 55V56L90 55V57L93 56L92 57L93 59L90 58V57H89L90 59L88 58L90 60V62H93L91 64V66H90L91 68H100V69H102L105 66H107V67H105V73L107 72V70L114 72V73H112L110 75L107 72L108 75L105 74L104 77L101 76V78L96 77V73L94 71L92 72L94 75L87 72L88 73V74L86 73L87 76L85 75V73L81 72L80 73L81 79L84 78V76L85 77H88V76L94 77V79L90 80V85H91L90 86L91 87L90 91L92 93H94V91H95V93H97L98 95L99 94L105 95L108 92L107 94L111 98H116V97L129 98V97H132V99H133V97H135V95L131 94L133 92V90H131V89L129 90L128 89L129 90L128 91V90H126L125 87H121L122 89L121 88L118 89L114 85V84H117V83H115V81L127 82V84H128V82L131 81V79L125 78L123 75L116 77L115 76V74H116L115 71L118 68H121V67L122 68L128 67V69H127L128 71L127 72H130L133 75L134 74L137 75L136 71L138 70L139 67H136V66H139L140 58H141L139 56L142 55L146 59L154 57L151 50L141 46ZM57 43L61 44V46L59 44H57ZM241 43H243V44L241 45ZM51 44H53V45H51ZM63 44H65V45H63ZM246 44H245V46H246ZM62 45H63V47H62ZM111 45H112V47H111ZM43 46H44V48H43ZM65 47H67V49ZM115 47H117V48H115ZM251 47H248L249 48L248 50L250 52L252 50L253 51L251 53L246 51L248 53V55H247V53H245L247 55L246 58H248V60L246 61L247 66H248L247 68H249L248 70H251L252 68L254 69V68L258 67V66L259 67L261 66V68H262V66L264 65V51H263L264 49H262V50H260V49L263 48L264 45L261 48H256L255 47V49H254V47H252V49H251ZM127 48H128V52H127ZM257 50H259V51L257 52ZM68 51H70V52H68ZM71 52L73 54H70ZM238 53H241V50ZM238 55L236 57H239V59H241L240 58L241 54H240V56H238ZM64 57H65V60H63ZM58 58H59V60L56 61ZM235 59H238V58H235ZM46 60H47V62H46ZM66 60H68V61L66 62ZM120 61H121V63L123 62V64L127 61L124 64V65H127V66L124 67V65L121 64ZM237 61H239V60H237ZM60 62H61V64H60ZM79 62L77 63L78 65L76 64V67L81 68L80 65H82V64L79 63ZM248 62H249L250 66L248 65ZM115 63H117V65ZM257 63H258V65H257ZM49 64L51 66H49ZM73 64H74V66H73ZM60 65H62V66H60ZM118 65H119V67H118ZM251 65H253V66H251ZM52 67H54V68H52ZM70 67H71V69H70ZM250 67H252V68H250ZM82 69H84V68H82ZM9 71H11L10 73L13 75V78H15V76H16V78H15V79H17L16 80L17 83L15 82L16 84L15 83L12 84V79L13 78H12V76H10L11 74L9 73ZM55 73L58 74L59 77H58V75L55 76L56 75ZM16 74H18V75H16ZM21 74H22V76H21ZM52 74L56 78H54V76L51 77ZM62 74H63V76H62ZM2 75L3 76L5 75L4 76L5 78H3ZM112 75L115 76V78ZM9 76L11 77L10 80H9ZM6 77L8 79H6ZM123 78L125 79L124 81H123ZM15 79H13V82H14ZM18 80H20V81L18 82ZM23 80H26V81H23ZM100 80L104 83V85H103L102 82L100 83ZM129 84H131V82ZM10 85H11V87H9ZM12 85H15V86H12ZM150 85H149V89L147 91L149 92V90H153L154 89L151 92H153L154 95L155 94L157 95V96L155 95L156 98L158 96H160V95L164 94L166 96L168 94L166 97L164 95L160 96L161 99H159V97H158L157 99H158L159 103H161V101L164 100V97L167 98L169 96V92L165 91V92H167V94L164 93L165 88H162L163 85H161V88H157V81H156V87L154 86L155 88L153 87V84H150ZM28 86H30V87H28ZM254 87H256V89ZM2 88L0 87L1 90H4V88L3 89ZM253 88H254V90H257L258 87L257 86H253V87H251L250 91L253 90ZM20 89L22 90V88H20ZM158 89L160 91L163 90L162 91L163 94ZM130 91H131V93H129ZM158 91L161 94H159ZM258 91L259 90L251 91V94L249 95L251 98L248 97L246 100L247 101H251L249 103L253 104V103H256L257 101H259V99H262L264 93L263 92H258ZM6 92H8V91H6ZM261 93H263V94H261ZM97 94H96V96H97ZM129 94H130V96H129ZM239 95H240V93H239ZM255 95H256V97H255ZM236 96L239 97L238 94ZM237 97H236V99H237ZM234 99H235V97H234ZM37 102L38 101L31 102L32 105H30V103L28 104V102H27V104H28V105H26L27 107L24 106L26 103H22V104L21 103H16L15 105L19 106L20 108L15 106V105L12 106L10 104V102H9L10 108H8V106H7L8 110H10L12 107L15 110L14 107H17L18 109H16V112L15 111L13 112V110L11 109V111L7 110L9 113L7 111H6V113H2V115L0 113V115H1L0 119L1 120L3 119L2 121H0V123L2 122L0 124L1 125V129H0V132H1L0 133V145L2 144L1 146H3V147H0V178H1L0 179V182H1L0 183L1 184L0 185V198L7 197V198H5L7 200V199H9V197H11V198L16 199V200L20 199L21 201H25V199L29 198L30 196L27 195V198H26L25 193L22 194V192L19 191V185H20L19 183H23L22 182L23 180H24L23 184L26 185L25 181L26 182L29 181L27 183H31V184L34 183L32 187L38 186L39 187L38 189H40L41 187H44V185H47L51 181H52L51 182L52 184H56L54 182L55 181L57 182V180L59 179L58 178L59 175H57V174H61V175L65 174L66 175V173H67L66 176H68V172L67 171H68L69 166H70L71 163L76 165L80 161L85 162L87 160L86 158H88L87 155L79 154L80 153L79 148L76 149V150L73 149L72 150L73 152L72 151L70 152V150L68 149L70 147L71 148H73V147L75 148V146H76V148H77V145H79V144L81 145V143L84 142L83 143L84 147H86L85 152L87 150H88L89 153L90 152H94V151L95 152L98 151V153L102 152L101 153L102 156L106 155L105 153H103V151H101V150L99 151V149L98 150L95 149L96 147H94V146L92 147V145L90 144L91 142L87 141L89 139H90V141H93L92 140L93 138H90V137H93L94 135L91 134V136H89L90 133H92L93 128H91V129L87 128V130H91V131L88 132V133L84 132L85 134H83L82 137L80 136L82 139L81 138L77 139L78 134H80L81 132L76 134L77 137H76V135H71L68 132L66 127H68L69 116L71 115L70 110H64L63 112H65V113H61L60 111H59L60 113L59 112L55 113L50 108L46 107L47 108L46 109L43 105H41V104H39V102L38 103ZM49 102L52 103L51 101H49ZM203 104L205 105V103H202V105ZM2 105L3 106H1V107L2 108L4 107V109H6L5 108L6 104L4 102H3ZM52 105H54V104H52ZM56 106H57V104H56ZM214 106L217 108V106H219V105L216 104ZM262 107L264 108V106H262ZM34 108H35V110H34ZM20 109L24 111V114L28 118L29 122L30 121H34L35 122L36 119H40V120L43 119V122H42V120L41 121L39 120L40 122L38 120L35 122L36 125L37 126L39 125L41 128L39 126H38L39 127L38 128L33 122H30V124H29L26 119H25L26 122L23 121V120H20L18 118V116L20 117V115H19V113H17V110H20ZM21 110L19 112L23 113ZM25 110H27L28 112L25 111ZM131 110H134V108H132ZM68 111H69V113H68ZM51 112L52 113L54 112V113L52 114ZM127 112L128 111H126L125 108H124L122 114L119 113L118 118L126 119L127 129L131 130V132L132 131H134V132L138 131V132H136L137 135H136V133L133 134V135H134V137L137 136L138 138H141V136H139V133L142 132V128L141 127L138 128V127H139V125H142L144 122L140 121V119L136 120V118H134V119L133 118L132 119L129 118ZM15 113H16V117L14 116L15 117L14 118L13 114H15ZM28 113H29V115H28ZM36 113H38V114H36ZM4 114L6 115V117L9 116L7 118L8 121L6 120V117H5ZM31 114H32V118H31ZM51 114H52V117H50ZM63 114H65L67 117L65 115H63ZM63 116L66 117V118H64ZM177 116H179V115H177ZM177 116H176V118H177ZM36 117H38V118H36ZM41 117H43V118H41ZM10 118L12 120H10ZM179 118H180V116H179ZM15 119L17 121H15ZM5 120H6V122H5ZM13 120L15 121L14 124H13ZM18 120H20V122H18ZM49 120L51 122L53 121L55 124H59L58 126L57 125L56 126L59 127L60 129L58 128V131L56 130L57 135H55L54 138L52 137L53 139L50 138L52 140V141L49 140L50 141V145H49V143L46 144V142L44 141L45 144L42 147L44 148V146H45V148L44 149L43 148L40 149L41 146H40V142L39 141H41V140L39 139L40 137L37 135V133H36L37 131L36 130L42 129V124H44L45 121L47 122ZM81 120H83V119L82 118H77L76 119L77 125H80ZM129 120L131 121V124H130ZM171 120L172 121L174 120L172 118V116H171V118L169 117L168 119L166 117V119L160 120L161 121L160 123L161 124L163 123L164 125H167L169 122H172ZM180 120H181V123L185 122V120H183L182 118ZM203 120L202 119L199 120L200 123L196 124L197 125L196 129L198 131L201 129L199 131L201 133H207V134L210 133V135H215V137L217 139L219 137L220 138L219 139L220 142L222 140L221 144L222 143H226V145L222 144L224 146L220 145V146H222V152L219 151L220 147L218 145H217L218 147L215 146L216 148H214V149L213 148H209V147H206V148L202 147L203 149L201 148L200 150L197 149V152L200 151L198 153L199 156L202 153V155L200 157L198 155H196L198 157L195 156V158H197V159L201 158L202 156L205 159H206V157H207V159L216 158V159H214L215 162H216L215 164H214V160L211 159V164L213 162L212 165H213L214 168L210 164L211 167L210 166L203 167L202 170H200L198 174H192L191 171H189L191 173H188L187 171L189 169L187 171L184 170L180 174H183L185 176V173L187 172L186 176L183 177V176H181L179 174V176L177 175L176 180H175L174 176H169L165 172L166 175L164 174V176H165V178L167 180L165 178L164 179L166 180L167 186L164 185V188L166 187L165 189L169 193V195L167 193V195H168V198H167V197L163 196L162 194L159 195L158 194L159 190L157 191V188L155 190L152 187V184H154V183L159 184V183L154 182L156 180H154V177H152V174H148V173H152V171H153L152 168H150L151 164H149L148 165L149 167H146L147 168L146 169L144 167V163L143 162H141L142 163L141 164V163L137 162V160H135V163L137 162L136 170L139 168L138 169L139 171L135 170V171H133V174L136 177H138V179L141 180L142 183H145V184L150 186V187L148 186L149 187L148 190H149L150 193H148V190H146V191L145 190H140V187H139L138 183L136 184V182H138V181L135 180L134 178L129 177V178H127V180L130 182V184H131V182L134 181L133 182L134 184H132V185L129 184V187H131L130 190H132V188H133V190H132L133 192H131L129 190V193L130 192L134 193V195H135V193L138 194V195L134 196V197H137L136 201L133 198L131 203L130 202L127 203L128 205L124 202V206L122 205L123 204V202H122V204L119 203L118 205H114V206H111V207L110 206L106 207V205H104L105 206V208H104V206H102V205H97V208H96V205H94L95 208L92 207V206H90V207L88 206L89 209H88V207L86 208V210L87 209L90 210L89 212H91V214H95L96 215V213H98V215L100 216V217L98 216L100 218V220L99 219L98 220L101 222L100 223L101 227L105 228L103 230L99 229L102 232V233L100 232L101 233L100 234L99 232H97L98 229L95 230L98 227H94L95 229L93 228V231L92 230L90 231L92 234L89 232L90 233L89 235L92 236V238H95L93 235H97L98 236V233H99L100 235L98 237L102 236L103 238L102 237H100V238L101 239L105 238V240H107V241H108V239L111 238L112 234H116V233L118 235L121 233L120 234L121 235L120 239L126 240L127 238L125 236H127L129 234L128 233L129 231L126 232V230H128L127 227H129V225H130V227H131V225L134 226V227L135 226L136 227L137 226L138 227H140V226L141 227H145V225L147 224L146 226L152 225V228H153L154 226L158 227L159 224L161 223L159 227L162 228L163 230L160 229V228L155 229V230H153V232H150L148 234L149 236L147 234L141 235V236L140 235H138V236L134 235V238H135L134 239L135 240L134 245H130V247H126L125 246V247H122L121 249H119V251H120V252L118 251L119 255L117 254L118 255L117 263L119 262L118 264H264V166H263L264 165V123H263L264 121H253V122L250 121L248 123H245V122L244 123H242V122L239 123V122H237L238 124L235 123V122H227V123H224V124L220 122L221 124L218 123L219 125L218 124L216 125V123H215V124H213L214 126L213 125L212 126L209 125L210 127L209 126L205 127L206 125H203L204 124ZM64 121H66V122H64ZM78 121H80V122H78ZM91 121H93V120H91ZM175 121H176V119H175ZM41 122H42V124H41ZM138 122H139V124H138ZM254 122H256V123H254ZM259 122H262L263 124L259 123ZM232 123H234V124H232ZM32 124H34V126H36V127H34ZM111 124L112 123L110 122V123H106L105 125L101 124L100 126L104 125V126L108 127L109 125L111 126ZM153 124H154V122H151V127L155 126V124L154 125ZM17 126H19V127H17ZM93 126L94 125H90L88 127H93ZM243 126H245V127H243ZM62 127H64L65 129L62 128ZM15 128H17V129H15ZM34 128H35V132L33 131V133H29V132H32V130H34ZM22 129H26V130L22 131ZM3 130L4 131L6 130V131L4 132ZM8 130H10V131H8ZM243 130H244L245 133H243ZM20 131H22V132H20ZM105 131H107V133H108L110 131V127L105 128ZM204 131H206V132H204ZM9 132L12 133V136L9 134ZM13 133H15L14 134V138L17 141L14 140ZM94 133H95V131H94ZM109 133L112 134V132H109ZM240 133H242V134L240 135ZM6 134H7V136H6ZM23 134H25V135H23ZM58 134H59V137H58ZM255 134H256V136H254ZM1 135H4V136H1ZM62 135H63V137H62ZM5 136H6V138H5ZM56 136L58 137V141L55 140ZM107 136L108 135H105V137L102 136V141L101 142L103 144H106V143L111 144L110 146L113 149L111 151H113V152H110V153L108 152L111 157L109 156V154H107L108 155L107 157H109L107 159L108 160L107 162L108 163L111 162L110 164L113 165L111 167H115L113 163H115L116 160H117V155H115L117 153V151H119L118 154H120V152H121V154L123 155L125 152H122V150L125 147H127L126 149H128V147H129L130 151L132 150L133 152H137L138 151L141 156L144 155L143 150L141 151V150L134 149V147L133 148L131 147L132 146L131 145L132 140H130L131 142L130 141L128 142V139H121V137L119 139V137H117V136L116 137L114 136V138H111V140H110L109 136L108 137ZM84 137L85 138L88 137V138L85 139ZM103 137L107 139V142L104 143V141H106V139L103 140ZM3 138H5V139H3ZM9 138H11L13 140H11ZM97 138H101L100 135ZM115 138H117V140L119 139L120 141L119 140L118 141L121 142V143H118V141L115 142L116 141ZM62 139L65 140V141L62 142ZM80 139H81V141H80ZM84 139L89 143V145ZM108 139L110 140L111 143L108 142L109 141ZM112 139H114L115 141H113ZM250 139H252V140H250ZM7 140L10 141V142H8ZM36 140H38L37 143H36ZM53 140H55V142H53ZM243 140H244V142H243ZM245 140H247V141H245ZM251 141H253V142L256 141L257 144L253 143ZM3 142L5 143V145H4ZM38 142H39V145H38ZM9 143H10V145H9ZM65 143L66 144L70 143V144H68V146H67V145H65ZM116 143H118V144H116ZM129 143H130V145H129ZM239 143L242 144V146ZM16 144H18V146ZM54 145H55L56 148L54 147ZM244 145H245V147H244ZM49 146H52L54 148H48ZM225 146L228 147V148H226ZM238 146L240 147V151H238L239 150ZM57 147H59V148H57ZM47 148L49 150H47ZM81 148H83V147H81ZM114 148H116L117 150L114 149ZM192 148L189 149V146H187V147L184 146L183 147L184 150L182 149L183 153L184 154L185 153L189 154V156H190L192 154V150H191ZM208 148L210 149V151H209ZM217 148H218V150H215ZM225 148L226 149L231 148V149L228 150L229 152H225V150H226ZM244 148H245V150H244ZM31 149H32V151H31ZM146 149H148V151H149V148L146 147ZM204 149H206V150H204ZM211 149L215 150V151H212ZM43 150H45V151H43ZM187 150H189L191 153L188 152ZM220 150H221V148H220ZM243 150H244V153H243ZM74 151H75V153H74ZM124 151H125V149H124ZM27 152H29V153H27ZM45 152H47V153H45ZM155 152L154 153L151 152V155H153L154 158L156 159V155H158V154H156ZM177 152H175L176 155H178ZM207 152L210 153L209 155H211V153L215 152L214 153L215 155L212 154V156H209ZM33 153H34V155H32L33 157H31V154H33ZM175 153H173V155H175ZM8 155H9V157H8ZM124 155H126V154H124ZM192 156H194V155L192 154ZM217 156H219V157H217ZM25 157L26 158L29 157V159L27 158V160H26ZM154 158H151V160H150L151 162L149 161V163H152L154 161ZM201 159H199V160H201ZM219 160H220V162H219ZM12 162H13V164H12ZM41 162L44 163V164H42ZM39 163H41V164H39ZM90 163H91V165L89 167H91V168L92 167L94 169L95 168L96 169L101 168V164L100 163H97V165L94 162H90ZM107 166H108L107 164H104V163L102 164V168L103 169L109 167V166L108 167ZM16 167H17V169H16ZM25 167L28 168V172H27V169H24ZM209 167L212 168V169H210ZM8 168L10 170H13V169L15 170L16 169L15 172L17 171V173H14V175L13 174H11V175L12 176L16 175V177L18 179L19 178L20 179L23 178V180L18 182L17 178L13 179V177L11 175H9V174L6 176V172L5 171H7ZM142 168L145 169L146 171H144ZM204 168H205V170H204ZM150 169H151V171H150ZM153 169L157 170V171L158 170L161 171L160 167L157 169V167L155 166V168H153ZM87 170H89V168ZM8 172H9V170H8ZM61 172L62 173L64 172V173L62 174ZM137 172H138L139 175H140L141 172L144 175L147 172V177L146 178H148V180L146 181V178L143 177L142 175L139 176L137 174ZM205 172H207V173H205ZM188 175H191L190 177H192V178H190ZM142 177L145 180H143ZM149 177H152L151 181H150ZM208 177H209V179H208ZM168 178H169V180H168ZM182 178H184L185 180H187L189 182H194V184L196 183L197 186L199 185V187L196 188V189L195 188L193 189L192 188L193 186H190L187 182L185 183V180L182 179ZM131 179H133V181H130ZM164 179L161 180V181L164 182L165 181ZM177 180H179V181L182 180V181L180 183ZM192 180H194V181H192ZM2 181H3V183H2ZM58 182H59V180H58ZM172 182H173V184H172ZM168 183H169V185H168ZM163 184L164 183H162V185ZM133 185H134V187H133ZM174 185L177 186V187H175ZM208 185H209V187L213 186V188H210L211 189V193L210 194L212 195V197L215 196L214 198H212L211 195H209L212 198L211 199L209 197L211 200L210 199H206V198L199 199V198H196V196H194V193H196L195 195H197V193L203 192L202 189H199V188L205 187V186L207 187ZM135 186H136L137 189H135ZM173 187L175 188V190H174ZM189 187L191 189H193L195 191L197 190V191L193 193V190L191 192ZM61 188L62 187H59L58 189L61 190ZM172 188H173V191H171ZM179 188H180V190H179ZM185 189H187V190L189 189V190L187 191ZM144 191H145V193H144ZM151 192H153V193H151ZM173 192L176 193L178 195V197H177V195L175 196V194L172 195ZM190 192H191V195H190ZM3 193H4V195H3ZM55 193H57V192H54V194ZM143 193H144V196H143ZM178 193L179 194L182 193L181 194L182 196L184 194L186 196H188V194H189V196H192L193 199H192V197L190 198L189 196L187 197V199L179 198L180 196H179ZM138 196H140V198H138ZM146 196H150L152 198H150V197L148 198ZM161 196H163L165 198H161ZM169 196H170V198H169ZM153 198H157V199H153ZM38 199H40V197H37L36 199H34L33 203H35V202L37 203ZM41 199L44 200L43 197ZM133 201H135V202L133 203ZM41 202H43V201H40V205H41ZM43 203H44V204H42L43 207H40L41 210L44 209V211H45L44 213L50 215L51 214L50 207H49L50 203L48 201L43 202ZM132 205H133V207H131ZM119 206H120V208L118 209ZM116 207H117V209H116ZM102 208H104L103 209L104 211L102 210ZM95 209H97V210H95ZM91 210H94L95 212L94 211L92 212ZM105 210H107V211H105ZM102 211L104 213H102ZM109 211H111V212H109ZM87 212L88 211H86V213ZM89 212H88V214H89ZM115 212H116V214H115ZM131 212H133V213H131ZM110 215H111V217H110ZM103 216H104V219H103ZM130 216H132V217H130ZM112 217H114V219ZM101 218H102V220H101ZM115 218H116V220H115ZM111 219L114 220V224H113L114 226L112 225L113 220H111ZM128 222H129V224H128ZM106 223L108 224L107 225L108 227L107 226L104 227V224L106 225ZM110 223H111L112 227L109 225ZM142 224H143V226H142ZM113 230H116V232H113ZM119 230H121L120 233H119ZM109 232H111V234ZM122 235H124V237ZM113 236H115V235H112V238H114ZM129 236H130V234H129ZM112 238L110 240H112ZM108 255H109L108 253H106V256L104 255V261H103L102 264H112V260L110 259L112 257H111V255H109V256ZM91 259H93V260H91ZM91 259H89V260H91L93 263L91 261H88V262L90 264H95V260H94L95 257L93 256V258L91 257ZM41 264H44V263H41Z\"/></svg>",
  "mask_w": 264,
  "mask_h": 264
}]
</instances>
